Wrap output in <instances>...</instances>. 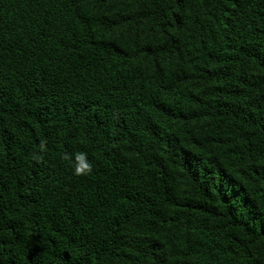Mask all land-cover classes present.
I'll return each instance as SVG.
<instances>
[{"label": "trees", "instance_id": "1", "mask_svg": "<svg viewBox=\"0 0 264 264\" xmlns=\"http://www.w3.org/2000/svg\"><path fill=\"white\" fill-rule=\"evenodd\" d=\"M0 264H264V0H0Z\"/></svg>", "mask_w": 264, "mask_h": 264}]
</instances>
